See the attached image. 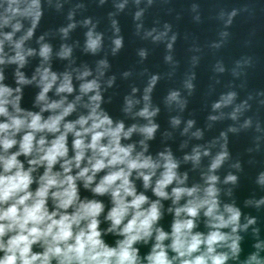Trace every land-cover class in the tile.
Wrapping results in <instances>:
<instances>
[{"label": "clouds", "instance_id": "obj_1", "mask_svg": "<svg viewBox=\"0 0 264 264\" xmlns=\"http://www.w3.org/2000/svg\"><path fill=\"white\" fill-rule=\"evenodd\" d=\"M21 3L10 0L0 22V29L11 27L0 31V65L17 66L15 87L5 83L0 70V264H264L261 240L241 259V233L256 218L244 216L242 223L240 207L221 199L215 173L227 151L216 154L202 182L189 184L169 149L149 151L158 109L150 111L146 104L134 118L147 123L126 126L102 107L101 84L87 79L92 75L88 69L75 77L78 88L72 73L58 74L43 63L28 78L21 69L35 50H25L24 44L33 36L39 0L23 8ZM17 17L31 18L32 26L14 39L23 28ZM62 31L67 35L68 29ZM88 37L87 47L95 52L100 37L92 39L91 32ZM6 43L12 55L5 53ZM115 44L118 49L121 40ZM51 52L50 45L41 46L43 62ZM70 53L63 48L59 56L66 59ZM32 85L38 92L26 108L24 88ZM150 90L151 85L145 92ZM177 97L170 94L172 100ZM132 105L126 98L123 111L131 113ZM219 107L221 102L213 105ZM134 134L141 139L133 141ZM200 159L199 147L184 156L194 165ZM236 182L232 174L224 179V184ZM257 183L264 187V172ZM253 203L259 208L264 197L245 201ZM252 230L258 235L259 229Z\"/></svg>", "mask_w": 264, "mask_h": 264}, {"label": "water", "instance_id": "obj_2", "mask_svg": "<svg viewBox=\"0 0 264 264\" xmlns=\"http://www.w3.org/2000/svg\"><path fill=\"white\" fill-rule=\"evenodd\" d=\"M9 3L0 0V22L8 14ZM30 3L22 0L21 7ZM37 11L33 36L24 44L35 55L27 57L21 71L31 78L42 63L50 65L58 74L72 73L78 88L75 77L90 70L87 79L101 84L102 107L126 126L147 123L134 118L146 104L150 111L158 109L152 117L158 128L148 142L149 151L169 149L189 184L202 182L201 174L208 172L216 154L227 151V159L215 173L221 199L240 207L242 223L244 216L256 218V224L241 233V259L253 251L256 240L264 241V204L259 208L245 204L264 197V187L257 183L264 172V0H39V8L33 9ZM16 19L23 28L14 39L32 26L31 18ZM62 29H68L67 35ZM89 32L92 39L100 37L95 52L87 47ZM117 39L121 40L118 49ZM44 44L52 49L47 62L39 56ZM63 48L71 49L66 59L59 56ZM4 50L13 54L7 43ZM16 67L0 65L5 83L13 87ZM37 92L35 85L25 87L22 105L30 108ZM173 92L178 93L175 100L170 99ZM230 93L233 98L224 103ZM126 98L133 101L128 114L123 111ZM217 102L221 107L213 108ZM173 119L180 123L173 125ZM139 139L136 134L132 137ZM196 147L201 150L199 164L185 162L184 156ZM205 150L210 155H203ZM229 174L237 177L235 184H224ZM168 220L162 223L166 226ZM253 228L259 229L258 235Z\"/></svg>", "mask_w": 264, "mask_h": 264}]
</instances>
